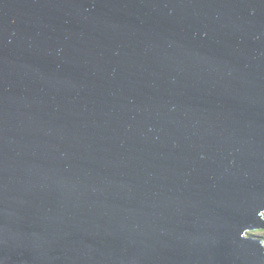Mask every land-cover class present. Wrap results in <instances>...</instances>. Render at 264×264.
<instances>
[{"label": "water", "instance_id": "95a60500", "mask_svg": "<svg viewBox=\"0 0 264 264\" xmlns=\"http://www.w3.org/2000/svg\"><path fill=\"white\" fill-rule=\"evenodd\" d=\"M263 211L264 0H0V264H264Z\"/></svg>", "mask_w": 264, "mask_h": 264}, {"label": "trees", "instance_id": "16d2710c", "mask_svg": "<svg viewBox=\"0 0 264 264\" xmlns=\"http://www.w3.org/2000/svg\"><path fill=\"white\" fill-rule=\"evenodd\" d=\"M255 232L259 233L260 237H261L262 239H264V228H263V229H258V230H256Z\"/></svg>", "mask_w": 264, "mask_h": 264}, {"label": "clouds", "instance_id": "9594fccd", "mask_svg": "<svg viewBox=\"0 0 264 264\" xmlns=\"http://www.w3.org/2000/svg\"><path fill=\"white\" fill-rule=\"evenodd\" d=\"M254 231H256V230H253V231H251L252 233H255ZM255 234H259V233H255ZM263 241H264V239H263Z\"/></svg>", "mask_w": 264, "mask_h": 264}, {"label": "rangeland", "instance_id": "374dc122", "mask_svg": "<svg viewBox=\"0 0 264 264\" xmlns=\"http://www.w3.org/2000/svg\"><path fill=\"white\" fill-rule=\"evenodd\" d=\"M263 212H264V211H263ZM256 229H258V228H256ZM250 230L252 231V230H255V229H250ZM250 230H248V231H250ZM254 232H255V231H254ZM255 233H257V232H255Z\"/></svg>", "mask_w": 264, "mask_h": 264}]
</instances>
